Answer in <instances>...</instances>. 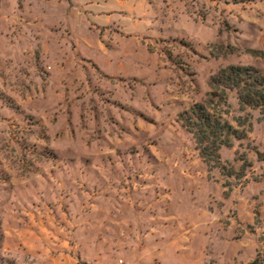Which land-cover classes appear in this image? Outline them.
Returning a JSON list of instances; mask_svg holds the SVG:
<instances>
[{
    "label": "rangeland",
    "instance_id": "1",
    "mask_svg": "<svg viewBox=\"0 0 264 264\" xmlns=\"http://www.w3.org/2000/svg\"><path fill=\"white\" fill-rule=\"evenodd\" d=\"M232 65L264 0H0V264H264V113L226 173L180 121Z\"/></svg>",
    "mask_w": 264,
    "mask_h": 264
},
{
    "label": "trees",
    "instance_id": "2",
    "mask_svg": "<svg viewBox=\"0 0 264 264\" xmlns=\"http://www.w3.org/2000/svg\"><path fill=\"white\" fill-rule=\"evenodd\" d=\"M227 90L236 91L239 106L260 109L264 113V78L251 67L229 66L212 78L211 91L203 104H196L189 111L180 115L185 129L192 134L200 151L201 158L208 164L219 167L224 173L221 162L222 147H231V137L244 138L237 129L222 115L229 114ZM225 107V108H222ZM239 127L244 125L241 118L235 120Z\"/></svg>",
    "mask_w": 264,
    "mask_h": 264
}]
</instances>
